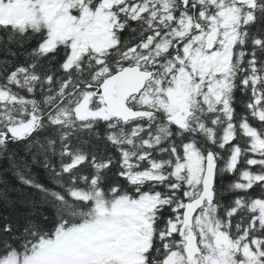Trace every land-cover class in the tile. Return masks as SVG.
Returning a JSON list of instances; mask_svg holds the SVG:
<instances>
[{
	"label": "trees",
	"instance_id": "trees-1",
	"mask_svg": "<svg viewBox=\"0 0 264 264\" xmlns=\"http://www.w3.org/2000/svg\"><path fill=\"white\" fill-rule=\"evenodd\" d=\"M31 2L23 16L0 21V264H42L69 239L109 238L139 219L147 233L133 250L137 262L103 243L59 257L164 264L174 251L176 264H264V0ZM99 17L106 27L96 44ZM214 24L232 42L210 52ZM216 50L227 58L201 59ZM131 65L153 72L128 101L146 116L79 113L83 103L103 108L100 85ZM177 90L190 111L183 125L169 110ZM30 122L27 133H10ZM208 151L217 163L214 196L194 218L202 254L189 262L179 228Z\"/></svg>",
	"mask_w": 264,
	"mask_h": 264
},
{
	"label": "water",
	"instance_id": "water-1",
	"mask_svg": "<svg viewBox=\"0 0 264 264\" xmlns=\"http://www.w3.org/2000/svg\"><path fill=\"white\" fill-rule=\"evenodd\" d=\"M218 34L219 28L215 26L214 30L207 35L205 42L210 50L214 48ZM152 75L153 72L141 70L138 65H133L126 66L107 77L100 85L99 93V97L105 105L106 114L124 122L146 116L147 113L131 109L128 106V100L133 96H138L143 91ZM87 111L88 105L85 107V117ZM189 116V109L181 107L178 118H175L174 121L181 125ZM216 170L215 155L212 151H208L204 156V167L200 182L201 190L198 196L187 201L183 208L179 236L185 239L184 253L189 262H194L196 257L201 255L198 237L193 231L194 218L205 202L213 199ZM175 258L176 252L173 251L167 257L165 264H171ZM237 264H243V262L240 261Z\"/></svg>",
	"mask_w": 264,
	"mask_h": 264
},
{
	"label": "rangeland",
	"instance_id": "rangeland-1",
	"mask_svg": "<svg viewBox=\"0 0 264 264\" xmlns=\"http://www.w3.org/2000/svg\"><path fill=\"white\" fill-rule=\"evenodd\" d=\"M31 5V0H10L8 4L0 6V21L7 22L12 19L18 18L26 14ZM229 19H225L224 22H221V26L224 28L228 27L230 23H228ZM96 24V33L91 38V42L99 44L101 42V31L106 27L105 19L98 18L95 21ZM232 42V36L230 34L229 29H225L224 33L220 34V39L218 41L219 48L225 47ZM188 49V47L186 48ZM227 58V54H220V51L216 50L212 54L207 55L206 57L201 58L206 59L210 62H214L215 60L224 61ZM208 66V63L205 64ZM215 69V68H214ZM180 106L188 107L187 103V95L181 91L177 90L169 94V110L170 112L176 116ZM85 103H83L79 108V113L84 114ZM88 115H105V108H101L95 112L88 111ZM34 126V122H30L24 125H19L10 129V133L15 136H20L22 134L27 133ZM153 203L152 199H147L143 207H147ZM202 222V218H198ZM106 232H96L92 237L78 236L72 239L65 241V244L59 248H54L50 252V254L42 260V264H63L61 258L59 257L61 254L71 255L74 254L72 250H76L82 246L83 243H86L89 247L97 246V243H103L107 249H110V252H114L118 255H121L123 259L128 261V263L137 262L138 257L133 252L135 247L139 244L142 245L145 242L144 237L146 236L147 231L144 227V221L139 219L137 221H131L129 225L124 226L120 229L111 230L109 232V238H99V235L105 234ZM216 247L217 254L220 256H225L227 254L226 251L222 250V246H225L226 238L223 235L216 236ZM136 245V246H135ZM249 256V255H248ZM176 264V262L174 263ZM218 264V263H213ZM235 264V263H234Z\"/></svg>",
	"mask_w": 264,
	"mask_h": 264
},
{
	"label": "bare ground",
	"instance_id": "bare-ground-1",
	"mask_svg": "<svg viewBox=\"0 0 264 264\" xmlns=\"http://www.w3.org/2000/svg\"><path fill=\"white\" fill-rule=\"evenodd\" d=\"M92 35V34H91ZM209 56V55H208ZM215 92V91H214ZM190 96V95H189ZM195 96V95H194ZM86 255V254H85ZM82 260V259H81ZM211 262V261H210ZM252 263V262H251Z\"/></svg>",
	"mask_w": 264,
	"mask_h": 264
}]
</instances>
